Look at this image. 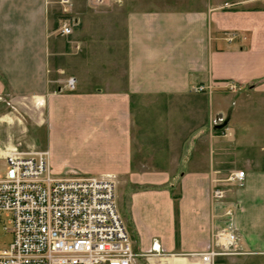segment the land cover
I'll list each match as a JSON object with an SVG mask.
<instances>
[{"label":"crops","instance_id":"obj_1","mask_svg":"<svg viewBox=\"0 0 264 264\" xmlns=\"http://www.w3.org/2000/svg\"><path fill=\"white\" fill-rule=\"evenodd\" d=\"M119 1L65 37L56 0H0V96L47 124L53 175L124 186L133 264H196L233 204L245 253L218 264H264L263 0Z\"/></svg>","mask_w":264,"mask_h":264},{"label":"built area","instance_id":"obj_2","mask_svg":"<svg viewBox=\"0 0 264 264\" xmlns=\"http://www.w3.org/2000/svg\"><path fill=\"white\" fill-rule=\"evenodd\" d=\"M109 1V2H107ZM114 0H89L93 5ZM58 33L72 35L78 19L72 0H61ZM78 47V46H77ZM75 80L70 79L74 84ZM229 89L237 88L228 83ZM212 86L197 85L196 92ZM223 117L216 119L218 123ZM6 171L0 175V212L10 215L4 229L13 236L0 248V264H133L142 256L134 250L125 222L117 208L116 182L111 176L57 177L52 174L49 151H21L4 156ZM245 171L228 179L243 185ZM213 198H224L225 190L213 189ZM238 206L225 211L226 225L214 229L208 248L194 254L196 264H218L221 257L244 254L236 228ZM168 257L157 240L150 251Z\"/></svg>","mask_w":264,"mask_h":264},{"label":"rangeland","instance_id":"obj_3","mask_svg":"<svg viewBox=\"0 0 264 264\" xmlns=\"http://www.w3.org/2000/svg\"><path fill=\"white\" fill-rule=\"evenodd\" d=\"M61 0H56V2L60 4ZM118 3H120L119 0H117ZM173 0H166L163 1L162 5H172ZM74 7H73V16L78 19L80 14L77 12L76 5L79 4L80 6L84 4V2L94 11L96 14H100L104 11L105 8L112 9L113 3H103L100 5H93L92 3H89V0H72ZM109 2V1H107ZM264 3V0L261 1ZM117 4V3H116ZM61 16V11L59 12V17ZM59 21V18H58ZM77 24L74 27V31L77 28ZM74 34V32H73ZM65 36V37H70ZM78 46V47H77ZM80 49V45H76V50ZM70 79H74V84L71 83L70 85ZM77 80L76 78L70 77L68 81L66 82L65 86L70 91L75 90L76 88ZM238 88L230 89L231 91H236ZM196 92V91H194ZM211 92V91H210ZM196 93H202V92H196ZM28 108L21 105H15L9 101L8 96L6 98H2L0 96V143L5 146V152L8 150L18 147L21 151H33V150H47L48 151V143H49V131L47 124L41 127H38L36 122L34 121V116L28 112ZM226 118L219 121L220 123H223ZM216 120L212 122L211 120V128L213 124H216ZM36 148V149H34ZM243 165V164H242ZM6 171V163L4 159H0V175H2ZM57 176V175H56ZM77 176V175H76ZM79 176V175H78ZM57 177H75V176H57ZM81 177V176H80ZM114 180L115 177L111 176ZM230 180V179H228ZM218 188L217 186H213V189ZM227 189L225 190L224 198L226 196ZM124 186L123 185H117L116 187V203L117 208L121 214V216L124 218V211L127 209L128 202H126L127 198L124 197ZM124 197V199H123ZM222 199V198H221ZM124 200V201H123ZM125 206V207H124ZM10 215L6 212H0V248H4L9 246V244L12 242L13 236L11 233L7 232L4 229L5 225L9 224L10 221ZM228 257H221L220 262L225 261L224 259ZM232 257V256H230ZM224 258V259H223Z\"/></svg>","mask_w":264,"mask_h":264},{"label":"water","instance_id":"obj_4","mask_svg":"<svg viewBox=\"0 0 264 264\" xmlns=\"http://www.w3.org/2000/svg\"><path fill=\"white\" fill-rule=\"evenodd\" d=\"M222 117H223L222 114H220V115L217 116V119H220V118H222ZM225 123H226V122H223L222 124L219 125V127H222L223 125H225Z\"/></svg>","mask_w":264,"mask_h":264}]
</instances>
